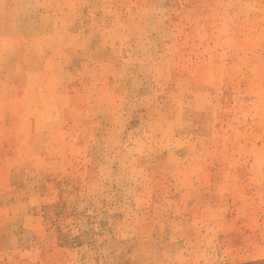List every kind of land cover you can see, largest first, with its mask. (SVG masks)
<instances>
[{"label": "rangeland", "instance_id": "374dc122", "mask_svg": "<svg viewBox=\"0 0 264 264\" xmlns=\"http://www.w3.org/2000/svg\"><path fill=\"white\" fill-rule=\"evenodd\" d=\"M0 264H264V0H0Z\"/></svg>", "mask_w": 264, "mask_h": 264}]
</instances>
